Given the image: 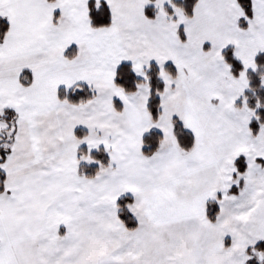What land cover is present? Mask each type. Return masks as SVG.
<instances>
[{"label": "snow or ice", "instance_id": "snow-or-ice-1", "mask_svg": "<svg viewBox=\"0 0 264 264\" xmlns=\"http://www.w3.org/2000/svg\"><path fill=\"white\" fill-rule=\"evenodd\" d=\"M0 264H264V0H0Z\"/></svg>", "mask_w": 264, "mask_h": 264}]
</instances>
